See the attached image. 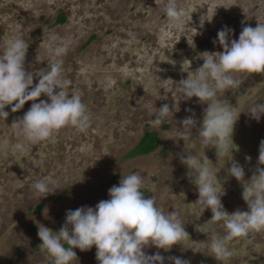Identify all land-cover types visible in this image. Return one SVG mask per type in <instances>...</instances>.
Returning <instances> with one entry per match:
<instances>
[{
    "label": "rangeland",
    "instance_id": "rangeland-1",
    "mask_svg": "<svg viewBox=\"0 0 264 264\" xmlns=\"http://www.w3.org/2000/svg\"><path fill=\"white\" fill-rule=\"evenodd\" d=\"M166 2L0 0V50L22 36L29 42L26 70L35 72L49 64L52 47L66 45L68 52L63 59L66 77L71 81L69 95L80 94L90 115L84 132L65 126L45 141L26 144L23 153L11 154L4 148L6 141L18 139L11 124L33 102H26L15 113L11 112L12 106L6 107L9 116L5 123L0 121V264H50L38 249L41 241L37 222L58 231L67 210L94 207L108 199V190L133 172L146 183H156L155 191H145V196L153 195L166 213L178 207L184 209V227L189 236L185 244L191 247L176 244L165 252L149 246L146 254L159 252L166 258L165 264H169L168 257L187 259L190 264H220L204 248L208 239L204 224L212 213L205 210L201 214L193 205L198 192L178 158L184 141L166 139L164 134L180 127V121L189 116L199 127L207 105L195 97L178 101L176 84L187 78V71L202 66L201 53L222 51L214 41L223 26L233 30L232 39H238L244 26L254 28L264 23V0H177L187 14L176 26L167 22ZM61 15L63 21L59 20ZM52 34L55 41L50 40ZM262 81L264 74L253 73L238 92L227 91L224 98L235 105L239 95L247 89L254 91L253 86ZM39 99L47 98L42 95ZM164 104L173 111L172 119L169 116L162 126L154 127L155 108ZM145 130L157 133V148L138 154L135 146ZM196 135L193 129V138ZM232 140L237 146L232 159L243 166L248 179L257 167H264L258 163L264 116L256 121L241 113ZM204 151L220 168L217 178L224 189V209L228 213L247 211L241 184L227 174L231 161L218 158L215 148ZM45 176L54 177L63 188L38 200L30 185ZM39 204L41 211L33 212ZM31 225L35 230H29ZM74 251L77 264H98L94 246L88 251ZM232 264H264V233L255 234L247 247L239 246Z\"/></svg>",
    "mask_w": 264,
    "mask_h": 264
},
{
    "label": "clouds",
    "instance_id": "clouds-1",
    "mask_svg": "<svg viewBox=\"0 0 264 264\" xmlns=\"http://www.w3.org/2000/svg\"><path fill=\"white\" fill-rule=\"evenodd\" d=\"M164 13L173 26L183 23L187 14L177 0H167ZM232 32L231 28L223 26L214 41L222 51L201 53L202 66L187 71V78L176 84L178 101L195 97L199 103L207 105L199 127L189 116L180 121V127L175 126L173 132L164 134L166 139L184 141L183 153L178 158L198 192L193 205L201 214L205 210L212 213L204 224V233L208 234L204 248L220 264H232L239 246L247 247L255 234L264 233V167H257L252 176L245 179L243 166L232 159V152L237 148L232 134L239 115L246 113L256 121L264 116V81L254 85V91L247 89L239 95L235 105L224 98L227 91L238 92L251 74H264V23H257L254 28L244 26L238 39L231 38ZM50 40H56L54 34L50 35ZM28 47L29 42L17 36L0 50V121L5 123L9 116L6 107L12 106L11 112L15 113L26 102H33L23 116L11 124L18 138L16 142L4 144L11 154L23 153L26 144L45 141L65 126L84 132L90 124L88 106L81 95L68 92L71 81L66 77L63 59L68 47L61 44L52 47L49 64L35 72L25 67ZM34 78L38 81L35 84ZM42 95L47 99H39ZM153 115V126L160 127L169 116L172 119L173 111L164 104L155 108ZM193 129L197 131L195 138ZM206 148H215L218 158L231 161L227 174L241 184L247 211L237 209L228 213L224 209L221 203L224 189L217 178L220 168L205 156ZM258 163L264 165V140L259 146ZM61 188L52 176L37 178L30 185L38 200ZM155 189L156 183H146L139 173L123 176L118 185L108 190V199L94 207L67 210L58 231L37 222V236L41 241L38 249L50 264H77L74 249L84 252L93 246L98 264H165L163 255L159 252L148 255L145 248L153 246L167 252L176 244L191 247L185 244L189 236L184 227V209L178 207L166 213L153 195L145 196V191L152 193ZM45 216L47 218V210ZM167 260L169 264H190L180 257Z\"/></svg>",
    "mask_w": 264,
    "mask_h": 264
},
{
    "label": "trees",
    "instance_id": "trees-1",
    "mask_svg": "<svg viewBox=\"0 0 264 264\" xmlns=\"http://www.w3.org/2000/svg\"><path fill=\"white\" fill-rule=\"evenodd\" d=\"M59 20L63 21L64 16L61 15L59 17ZM157 142H158V137L155 131H144L135 146V151L138 154L150 153L157 148ZM41 209H42V205L39 204L33 209V212L38 213L41 211ZM29 230H35V226L31 225L29 227Z\"/></svg>",
    "mask_w": 264,
    "mask_h": 264
},
{
    "label": "flooded vegetation",
    "instance_id": "flooded-vegetation-1",
    "mask_svg": "<svg viewBox=\"0 0 264 264\" xmlns=\"http://www.w3.org/2000/svg\"><path fill=\"white\" fill-rule=\"evenodd\" d=\"M145 131H153V130H145ZM143 134V133H142ZM157 134V133H156Z\"/></svg>",
    "mask_w": 264,
    "mask_h": 264
}]
</instances>
